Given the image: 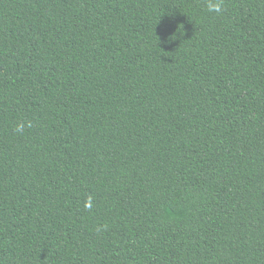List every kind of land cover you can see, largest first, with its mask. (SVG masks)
<instances>
[{
  "label": "trees",
  "instance_id": "trees-1",
  "mask_svg": "<svg viewBox=\"0 0 264 264\" xmlns=\"http://www.w3.org/2000/svg\"><path fill=\"white\" fill-rule=\"evenodd\" d=\"M216 2L0 0V264H264V0Z\"/></svg>",
  "mask_w": 264,
  "mask_h": 264
},
{
  "label": "clouds",
  "instance_id": "clouds-1",
  "mask_svg": "<svg viewBox=\"0 0 264 264\" xmlns=\"http://www.w3.org/2000/svg\"><path fill=\"white\" fill-rule=\"evenodd\" d=\"M221 2H222V0H218V2H216V3H210L209 4V10L217 12V13L221 12V10H222ZM24 128H25L24 122H20L16 125L15 131L16 132H23ZM87 207L91 208L90 202L87 204Z\"/></svg>",
  "mask_w": 264,
  "mask_h": 264
}]
</instances>
